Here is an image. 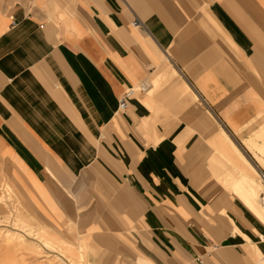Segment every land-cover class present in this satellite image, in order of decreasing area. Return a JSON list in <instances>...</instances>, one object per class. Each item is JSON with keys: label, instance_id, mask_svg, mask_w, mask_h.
<instances>
[{"label": "crops", "instance_id": "1", "mask_svg": "<svg viewBox=\"0 0 264 264\" xmlns=\"http://www.w3.org/2000/svg\"><path fill=\"white\" fill-rule=\"evenodd\" d=\"M262 130L264 0H0V210L17 191L82 264H264L224 136L264 171Z\"/></svg>", "mask_w": 264, "mask_h": 264}, {"label": "rangeland", "instance_id": "2", "mask_svg": "<svg viewBox=\"0 0 264 264\" xmlns=\"http://www.w3.org/2000/svg\"><path fill=\"white\" fill-rule=\"evenodd\" d=\"M227 142L232 147H235L228 137ZM254 142L258 143L259 148H264V130L252 139V144ZM259 180L262 182L260 178ZM262 184L264 185L263 182ZM15 194L12 195V202L10 203L13 212H7L6 204H1L2 209L0 210V216L4 215V217L0 219V250L4 249L5 251L3 252H6L5 254L10 253L16 255L17 263L15 264H82V259H79L82 257L83 252H78L77 250L72 249V245L64 246V243L68 242V240L61 238L55 232L48 233L49 231L46 229L48 232L41 235L44 239H55L59 245V249L52 247V244L54 243H52L51 246H47V244L35 237L40 231L43 232V229H45L42 228L44 224L40 222L38 218L29 215L22 201V197L17 191H15ZM112 209L114 213L113 216H116L112 220L113 227H118V230H120V225L122 224V219L119 216L120 209L115 203L113 204ZM97 214L96 210L94 215L96 216ZM99 219L101 221L103 220L101 218ZM67 226L68 223L64 225V235L68 239H73L75 236L69 232L71 229ZM64 235L62 234V236ZM60 247L62 249H60ZM2 255L5 256L4 254ZM9 256L10 255H8V257ZM120 258L122 261L120 259L114 260L110 253L91 248L87 250V259L84 264H134L130 258ZM3 264L9 263L4 261Z\"/></svg>", "mask_w": 264, "mask_h": 264}, {"label": "bare ground", "instance_id": "3", "mask_svg": "<svg viewBox=\"0 0 264 264\" xmlns=\"http://www.w3.org/2000/svg\"><path fill=\"white\" fill-rule=\"evenodd\" d=\"M224 136H225V139L227 140L226 134H224ZM245 144L247 145L248 150H250L252 152V155L255 158V160L258 162V164L262 168H264V148H259V145L256 142H254L252 144L251 140L250 141H245ZM233 148L235 149L237 154L240 156V158L244 162L245 166H247L249 172L248 171H246V172L245 171H241V179L236 183V185L234 184L235 186H232V187L236 191V193L239 196V198H241L243 200L244 204L252 212H254L262 220V222L264 223V185L259 180V178H260L259 172L256 171L249 164V162L245 159L243 154L237 148H235V147H233ZM232 165H233L234 168H236L235 163L233 164V162H232ZM223 178H225V177H223ZM225 180H226V178H225ZM74 223L75 222H73L72 220L68 221V225L71 226V227L74 226ZM47 232L48 231L46 229H43V232L40 231L38 233V235L37 234L35 235V237H37L38 239L43 241L45 244H47V246H51V244L54 243V244H52V247H54V248L56 247L57 249H59V245L57 244L55 239H49L48 240V239H44L42 237V235L44 233H47ZM60 249H62V248L60 247ZM76 259H79V258H76ZM81 259H82V261L84 260V255L83 254H82V257L79 260H81ZM261 262H263V260Z\"/></svg>", "mask_w": 264, "mask_h": 264}, {"label": "built area", "instance_id": "4", "mask_svg": "<svg viewBox=\"0 0 264 264\" xmlns=\"http://www.w3.org/2000/svg\"><path fill=\"white\" fill-rule=\"evenodd\" d=\"M132 26L137 28V27H141L142 26V22L139 18H135L134 21L132 22ZM147 89L146 86H140L139 90L141 91H145ZM136 92V90H130L129 92H127V94L125 95V97L121 100L120 102V109L121 110H125L126 107H127V104H126V99L127 98H130L131 96L134 95V93ZM259 176H260V179L262 180V182L264 183V171H259ZM199 264H205L203 261H198Z\"/></svg>", "mask_w": 264, "mask_h": 264}]
</instances>
